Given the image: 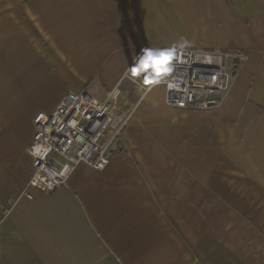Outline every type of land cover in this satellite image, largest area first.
Masks as SVG:
<instances>
[{"label": "crops", "instance_id": "0c3cea01", "mask_svg": "<svg viewBox=\"0 0 264 264\" xmlns=\"http://www.w3.org/2000/svg\"><path fill=\"white\" fill-rule=\"evenodd\" d=\"M155 47L244 58L188 110L123 76ZM113 89L130 116L105 169L28 187L33 115ZM0 264H264V0H0Z\"/></svg>", "mask_w": 264, "mask_h": 264}, {"label": "built area", "instance_id": "2783aa9c", "mask_svg": "<svg viewBox=\"0 0 264 264\" xmlns=\"http://www.w3.org/2000/svg\"><path fill=\"white\" fill-rule=\"evenodd\" d=\"M151 55L135 56L123 76L147 91L157 84L165 89L169 107L207 110L219 107L235 73L227 60L244 55L190 47H155ZM166 58L160 65L156 61ZM119 90L100 99L86 90L66 91L50 112L32 117L34 133L27 146L33 172L27 182L41 192L66 183L79 163L96 170L108 165L119 144V133L130 111L117 105ZM28 199L32 195L24 193Z\"/></svg>", "mask_w": 264, "mask_h": 264}, {"label": "snow or ice", "instance_id": "6c2138e0", "mask_svg": "<svg viewBox=\"0 0 264 264\" xmlns=\"http://www.w3.org/2000/svg\"><path fill=\"white\" fill-rule=\"evenodd\" d=\"M165 62H166V58H161V59H158V60L156 61V64H157V65H160V64L165 63Z\"/></svg>", "mask_w": 264, "mask_h": 264}, {"label": "rangeland", "instance_id": "374dc122", "mask_svg": "<svg viewBox=\"0 0 264 264\" xmlns=\"http://www.w3.org/2000/svg\"><path fill=\"white\" fill-rule=\"evenodd\" d=\"M228 65H229V63H228Z\"/></svg>", "mask_w": 264, "mask_h": 264}]
</instances>
